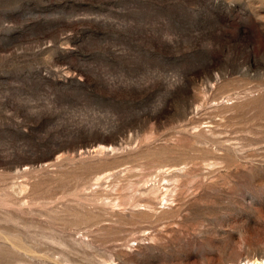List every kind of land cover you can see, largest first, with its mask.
<instances>
[{
    "label": "rangeland",
    "instance_id": "374dc122",
    "mask_svg": "<svg viewBox=\"0 0 264 264\" xmlns=\"http://www.w3.org/2000/svg\"><path fill=\"white\" fill-rule=\"evenodd\" d=\"M257 263L264 0H0V264Z\"/></svg>",
    "mask_w": 264,
    "mask_h": 264
},
{
    "label": "bare ground",
    "instance_id": "6f19581e",
    "mask_svg": "<svg viewBox=\"0 0 264 264\" xmlns=\"http://www.w3.org/2000/svg\"><path fill=\"white\" fill-rule=\"evenodd\" d=\"M262 260H263V258H262ZM260 261V260H259ZM254 262H255V260H254ZM258 264V263H257Z\"/></svg>",
    "mask_w": 264,
    "mask_h": 264
}]
</instances>
